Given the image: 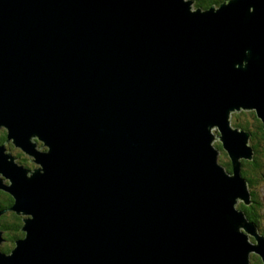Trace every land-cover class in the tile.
<instances>
[{
	"label": "water",
	"instance_id": "1",
	"mask_svg": "<svg viewBox=\"0 0 264 264\" xmlns=\"http://www.w3.org/2000/svg\"><path fill=\"white\" fill-rule=\"evenodd\" d=\"M193 2L0 0V129L35 164L0 143V264H264L229 121L264 129V0Z\"/></svg>",
	"mask_w": 264,
	"mask_h": 264
},
{
	"label": "trees",
	"instance_id": "2",
	"mask_svg": "<svg viewBox=\"0 0 264 264\" xmlns=\"http://www.w3.org/2000/svg\"><path fill=\"white\" fill-rule=\"evenodd\" d=\"M224 0H194V5L196 7L208 8L211 5L218 6ZM235 125L239 128L250 131V137L248 140L249 145L253 147V158L252 159H241V175L247 180L248 188L250 192L251 204H246L244 201L241 203H236L235 207L245 213V216L253 221L258 228V232L264 234V227L262 224L263 220V210L264 203L262 202L261 196L257 192V187L264 184V129L262 126V121L256 115L255 110H250L248 112L241 110V112L235 115ZM6 140L5 129H0V143H4ZM11 143V142H5ZM12 144V143H11ZM13 145V144H12ZM216 147L222 154L223 160L222 165L225 169L232 173V161L228 156L226 150L222 147V143L219 141L216 143ZM20 155V153H19ZM21 156V155H20ZM17 157V156H16ZM19 163L26 167H31V163L26 162V158H19ZM14 199L11 195L3 190H0V230L3 231L2 237L3 242L6 243L0 246V249L9 253L15 246V239L24 237V232L21 230L23 225L22 216L16 214L15 212L9 210V207L13 204ZM260 225V226H258ZM250 241H254V237L250 236ZM251 264H262L259 256L256 254L250 255Z\"/></svg>",
	"mask_w": 264,
	"mask_h": 264
},
{
	"label": "rangeland",
	"instance_id": "3",
	"mask_svg": "<svg viewBox=\"0 0 264 264\" xmlns=\"http://www.w3.org/2000/svg\"><path fill=\"white\" fill-rule=\"evenodd\" d=\"M191 7L192 8H196V6L194 5V2L192 3V5H191ZM244 111H246V112H248V111H250V109H246V110H244ZM239 112H241V111H233L231 114H230V116H229V121H230V124H231V126H233V127H238V125H235V119L237 120V118L235 117V115L237 114V113H239ZM235 118V119H234ZM2 129V128H1ZM211 131L214 133V139H212V141H211V144L213 145V146H216V144H214V142H215V134H216V132L214 131V129L213 128H211ZM32 140H33V138H31ZM2 144V143H1ZM41 144H38V146H40ZM5 146H6V150L9 152H11L12 153V155H15V156H17L16 157V162H18L19 163V158H21V157H24V158H26V162L27 163H31V167H28V168H30V169H32V168H34L35 167V164H34V162H32L31 161V157H29L28 155H26L25 153H23V152H21L20 150H18V149H16L15 147H13V146H11L10 144H7V143H5ZM45 148V147H44ZM39 149H41L40 147H39ZM19 153H20V155H19ZM223 155L222 154H220V151H218V161L222 164V160H223ZM21 164V163H20ZM5 181V180H4ZM257 189V192L259 193V196H261V200H262V202L264 203V184H262V185H259V187H257L256 188ZM263 215L262 216H264V210H263ZM261 225H263V227H264V220H263V222H262V224ZM6 242L4 241V242H2L1 244H0V246H2L3 244H5ZM251 254H254V253H251ZM255 255V254H254Z\"/></svg>",
	"mask_w": 264,
	"mask_h": 264
},
{
	"label": "flooded vegetation",
	"instance_id": "4",
	"mask_svg": "<svg viewBox=\"0 0 264 264\" xmlns=\"http://www.w3.org/2000/svg\"><path fill=\"white\" fill-rule=\"evenodd\" d=\"M249 204H251V205H252L253 203H251V201H250V203H249ZM262 219H264V216H262ZM260 225H261V224H260ZM260 225H258V226H260ZM257 229H258V228H257Z\"/></svg>",
	"mask_w": 264,
	"mask_h": 264
}]
</instances>
